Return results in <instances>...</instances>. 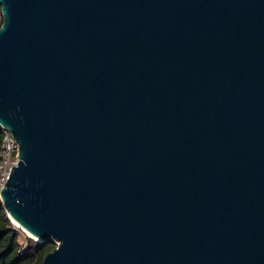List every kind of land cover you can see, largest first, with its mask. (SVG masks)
<instances>
[{
    "label": "water",
    "instance_id": "1",
    "mask_svg": "<svg viewBox=\"0 0 264 264\" xmlns=\"http://www.w3.org/2000/svg\"><path fill=\"white\" fill-rule=\"evenodd\" d=\"M11 223L40 264H264V0H0ZM13 225V223H12Z\"/></svg>",
    "mask_w": 264,
    "mask_h": 264
},
{
    "label": "trees",
    "instance_id": "2",
    "mask_svg": "<svg viewBox=\"0 0 264 264\" xmlns=\"http://www.w3.org/2000/svg\"><path fill=\"white\" fill-rule=\"evenodd\" d=\"M1 22L0 19V26ZM55 246L50 240L38 242L24 237L12 225L0 201V264H40L44 255Z\"/></svg>",
    "mask_w": 264,
    "mask_h": 264
},
{
    "label": "built area",
    "instance_id": "3",
    "mask_svg": "<svg viewBox=\"0 0 264 264\" xmlns=\"http://www.w3.org/2000/svg\"><path fill=\"white\" fill-rule=\"evenodd\" d=\"M0 19L2 20L1 14ZM2 131V139L0 141V189L8 180L12 167H15L19 161L18 147L11 133L0 128Z\"/></svg>",
    "mask_w": 264,
    "mask_h": 264
},
{
    "label": "bare ground",
    "instance_id": "4",
    "mask_svg": "<svg viewBox=\"0 0 264 264\" xmlns=\"http://www.w3.org/2000/svg\"><path fill=\"white\" fill-rule=\"evenodd\" d=\"M12 223L15 225V226H17V228H19V226L14 222V221H12ZM21 229V228H20ZM22 230V229H21ZM23 231V230H22ZM27 236H30L27 232H25V231H23ZM29 238H31V239H33V240H35V241H38V240H36V239H34L32 236H30Z\"/></svg>",
    "mask_w": 264,
    "mask_h": 264
},
{
    "label": "rangeland",
    "instance_id": "5",
    "mask_svg": "<svg viewBox=\"0 0 264 264\" xmlns=\"http://www.w3.org/2000/svg\"><path fill=\"white\" fill-rule=\"evenodd\" d=\"M13 226L24 236V237H30V236H27L20 228H17V226H15L13 224Z\"/></svg>",
    "mask_w": 264,
    "mask_h": 264
}]
</instances>
